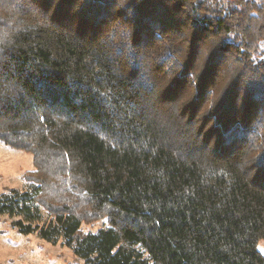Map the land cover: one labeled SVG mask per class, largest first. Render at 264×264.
Returning a JSON list of instances; mask_svg holds the SVG:
<instances>
[{"label": "trees", "instance_id": "trees-1", "mask_svg": "<svg viewBox=\"0 0 264 264\" xmlns=\"http://www.w3.org/2000/svg\"><path fill=\"white\" fill-rule=\"evenodd\" d=\"M1 7L0 143L35 170L0 218L83 264H264V0Z\"/></svg>", "mask_w": 264, "mask_h": 264}, {"label": "rangeland", "instance_id": "rangeland-1", "mask_svg": "<svg viewBox=\"0 0 264 264\" xmlns=\"http://www.w3.org/2000/svg\"><path fill=\"white\" fill-rule=\"evenodd\" d=\"M6 4L8 3L6 2ZM4 10L5 7L0 8V12H4ZM34 170L33 156L31 154L9 148L0 143V193L7 189L22 191L26 184L24 175ZM104 226H107L106 217L89 223L83 222L80 231L83 234L95 233ZM257 249L264 256L263 241L258 243ZM0 264L83 263L74 258L72 252L60 243L52 245L38 239L35 235H21L10 226V221L7 218L1 217Z\"/></svg>", "mask_w": 264, "mask_h": 264}]
</instances>
